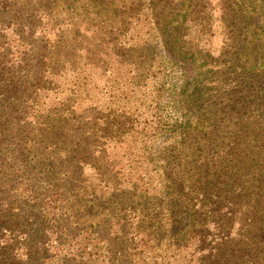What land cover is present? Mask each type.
I'll list each match as a JSON object with an SVG mask.
<instances>
[{"label":"trees","instance_id":"1","mask_svg":"<svg viewBox=\"0 0 264 264\" xmlns=\"http://www.w3.org/2000/svg\"><path fill=\"white\" fill-rule=\"evenodd\" d=\"M32 1L0 0V35L54 13ZM100 1L64 29L94 43L28 64L0 42V264H264V0ZM157 38L188 70L179 88L157 89ZM64 187L96 225L57 230Z\"/></svg>","mask_w":264,"mask_h":264},{"label":"rangeland","instance_id":"2","mask_svg":"<svg viewBox=\"0 0 264 264\" xmlns=\"http://www.w3.org/2000/svg\"><path fill=\"white\" fill-rule=\"evenodd\" d=\"M94 2V0H53V5L50 7L53 14L48 13L47 19H42V23L39 24L37 27L34 25H31L27 28L26 31L23 30L22 27L17 26L14 27L16 29V32L14 34H11L10 36L4 37L3 34L0 35V42H4V39L10 38V41L12 42L4 51V55L7 53L12 54L15 57H19L20 60H24L25 58H28V64L35 62V58L40 55H44V53H47L49 51L54 52L60 50L61 52H64L68 49L69 43L67 39L69 40V37L72 35V32L70 31L71 35H68L66 39V33L64 29L68 24H72L73 22H76V16L79 15L78 19L85 20L87 19L86 10L87 9H94L96 13L103 10L105 8L104 4L105 2H101L100 0H97V3H94L92 7H89L90 3ZM43 3H41V0H33L30 3L31 7H34L38 9V12H41L43 7ZM49 10V8L47 9ZM93 11V13H94ZM1 18H4L7 22L10 20H13L15 18L19 19V14L16 12L10 13L8 15H3ZM100 18V17H99ZM82 21V22H83ZM100 22V21H99ZM90 23V22H88ZM258 24L255 26H259L262 24V20L256 17L255 23ZM100 27V26H99ZM97 30V28H95ZM69 28H67V31ZM86 28L83 29L84 32H81L80 35L77 37L76 34H73V40L70 41V47H72V43H74L75 46H81L88 45L91 43H94L97 39L100 38L101 34H92L88 31L85 32ZM63 31V32H62ZM34 33L33 37H29L30 34ZM61 33H62V39H61ZM102 33V32H101ZM15 37V38H14ZM157 44V49L159 51V61L161 65L163 66L161 73V81L157 84V89H160V91H163L164 89L167 91L171 88H179L180 84L183 81V73L187 72L188 70L181 66V63H175L174 61H171L170 59H166L165 52L162 47L160 38H157L155 40ZM12 57V56H11ZM175 57V56H173ZM176 58V57H175ZM26 60V59H25ZM32 60V61H31ZM177 60V59H176ZM19 61V60H18ZM18 61H14L15 64L18 63ZM26 64V63H24ZM166 67V69H165ZM14 70H18V68H14ZM25 72V69L23 70ZM23 74V73H22ZM166 74V75H165ZM168 74V75H167ZM21 75V73H20ZM178 92L176 91L175 100L178 101L179 97ZM168 97L167 100H165V104L162 106L161 114H166V109L168 113H171V118L176 114L174 110L172 109V105L168 104ZM168 113L166 115H168ZM14 133V130L11 132V134ZM3 146V152L5 154H11L16 150H19L16 146L19 139L13 140L12 137L8 138ZM6 157V155L3 156V158ZM19 158V157H18ZM20 159V158H19ZM21 161V162H20ZM18 163L20 164L19 168L22 169V165H25V163L20 160ZM47 173L43 171L33 173H29L27 171V177L30 178L27 182L29 184V188L36 193H41L42 196L46 194L51 193V189L53 186V183H51L50 177H47ZM21 182V180H20ZM66 190L67 193H64L62 190ZM62 188V190L59 188L55 193L59 194L58 199H64V201L60 200V202L56 203L55 206H51L50 209V215L53 216L55 221V226L57 227V230L60 229V231L67 229H71V232L73 231L72 228L73 225H84L85 228L90 222L93 226L96 225V218H93L91 216V212L89 209L90 202L85 200V194L82 191L75 192L72 194L70 192V188ZM77 195L79 197L83 196V199H80L81 202V208L79 211L70 213V211H65L64 206L66 204H69L66 201H70L71 197ZM37 198H39V195H37ZM71 202V201H70ZM66 203V204H65ZM82 214V215H80ZM91 231V230H90Z\"/></svg>","mask_w":264,"mask_h":264}]
</instances>
